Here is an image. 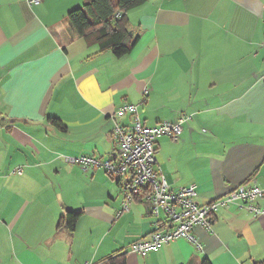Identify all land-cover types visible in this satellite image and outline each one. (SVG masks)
I'll return each instance as SVG.
<instances>
[{"label": "crops", "instance_id": "crops-1", "mask_svg": "<svg viewBox=\"0 0 264 264\" xmlns=\"http://www.w3.org/2000/svg\"><path fill=\"white\" fill-rule=\"evenodd\" d=\"M85 2L0 0V264H103L121 252L126 264H264V213L239 202L191 239L132 252L152 230L148 202L116 217L119 184L66 160H112L126 103L146 126L185 115L178 141H155L171 188L193 183L206 205L256 185L264 210V0H145L127 12L136 42L121 57L75 33L67 14ZM66 211L79 213L72 231Z\"/></svg>", "mask_w": 264, "mask_h": 264}, {"label": "built area", "instance_id": "built-area-1", "mask_svg": "<svg viewBox=\"0 0 264 264\" xmlns=\"http://www.w3.org/2000/svg\"><path fill=\"white\" fill-rule=\"evenodd\" d=\"M27 2L38 4L40 0ZM117 113H129L131 120L126 126L116 124L113 128L115 155L112 160L101 162L89 156H69L66 160L77 162L83 168L103 167L119 184L123 199L116 217L127 212L134 200L148 202L146 216L153 218L152 230L146 237L130 244L132 252L145 256L179 238L191 239L190 231L194 226L210 229L216 211L220 207L227 208L233 202L246 206L254 216L264 213L256 204V200L263 196V190L256 185H238L206 205L197 202L193 183L177 189L171 188L162 171L156 168L155 141L160 135L168 136L174 142L178 141L183 125L188 120L187 116L181 115L176 122L162 121L146 126L141 123L135 104H124L118 108ZM16 171L21 172L20 168Z\"/></svg>", "mask_w": 264, "mask_h": 264}, {"label": "trees", "instance_id": "trees-1", "mask_svg": "<svg viewBox=\"0 0 264 264\" xmlns=\"http://www.w3.org/2000/svg\"><path fill=\"white\" fill-rule=\"evenodd\" d=\"M145 0H86L81 6L70 10L67 18L75 33L96 43L100 50H110L114 56L129 53L136 42L128 28L127 12L143 4ZM59 122V120H54ZM79 213L66 211L62 220L72 231ZM103 264H126L125 253L109 256ZM200 264H212L202 259Z\"/></svg>", "mask_w": 264, "mask_h": 264}, {"label": "water", "instance_id": "water-1", "mask_svg": "<svg viewBox=\"0 0 264 264\" xmlns=\"http://www.w3.org/2000/svg\"><path fill=\"white\" fill-rule=\"evenodd\" d=\"M130 33H131V31H130Z\"/></svg>", "mask_w": 264, "mask_h": 264}]
</instances>
